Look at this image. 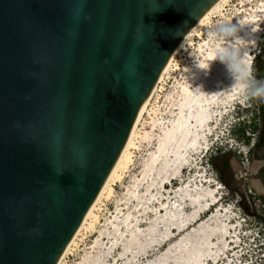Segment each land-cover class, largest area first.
<instances>
[{
    "label": "water",
    "instance_id": "water-1",
    "mask_svg": "<svg viewBox=\"0 0 264 264\" xmlns=\"http://www.w3.org/2000/svg\"><path fill=\"white\" fill-rule=\"evenodd\" d=\"M216 1L0 0V264L57 263Z\"/></svg>",
    "mask_w": 264,
    "mask_h": 264
},
{
    "label": "rangeland",
    "instance_id": "rangeland-1",
    "mask_svg": "<svg viewBox=\"0 0 264 264\" xmlns=\"http://www.w3.org/2000/svg\"><path fill=\"white\" fill-rule=\"evenodd\" d=\"M231 26H236V35L226 45L210 38V33ZM263 42L264 0H232L201 34L181 48L138 123L132 162L120 169L112 191L95 209L96 219L80 232L61 264H183L177 250L161 259V254L152 256L155 251L149 252L147 246L163 243L167 229L181 219L180 204L203 190L217 192L220 201L216 216H200L204 218L200 231L228 229L226 257L212 264H264V205L255 198L248 179L250 175L253 180L251 167L258 161L253 155L259 129L258 104L213 51L232 46L244 61L243 53L251 54L252 63L246 62L250 74L246 83L255 85L254 65L262 55ZM191 95H197L206 110L211 135L206 145L201 143L184 152L187 164L175 159L169 162L168 158L163 161L155 152H159L161 142L166 145L164 133ZM225 154L230 157V172L220 173L212 163L219 169L217 158ZM165 181L170 182L167 189ZM175 189L177 193L171 194ZM245 200L247 207L243 206ZM162 203L168 208L161 212ZM200 231L185 242L200 240ZM212 236L217 243V235Z\"/></svg>",
    "mask_w": 264,
    "mask_h": 264
},
{
    "label": "bare ground",
    "instance_id": "bare-ground-1",
    "mask_svg": "<svg viewBox=\"0 0 264 264\" xmlns=\"http://www.w3.org/2000/svg\"><path fill=\"white\" fill-rule=\"evenodd\" d=\"M230 1L232 0H217L216 3L208 9V11L188 30L174 49L169 61L163 68L152 93L136 115L130 134L118 160L56 264H61L64 257L68 254L71 247L75 243V240L79 236L80 232L87 224H89V221L91 219H96V215L94 213L95 209L102 197L112 191V184L119 177L120 169L127 167L132 162V149L136 148L134 138L136 135V128L145 115L146 109L157 84L168 70L173 58L178 54L181 48L187 44V42L191 41L194 36L201 34L204 28L210 23L211 18L221 13ZM243 54L246 62L251 64L253 59V57H249L251 54L248 56L247 51ZM207 121L208 114L204 107L200 104L198 96L191 95L187 97L186 100L183 101V107L177 114V118L175 119L173 125L168 126V129H166L164 133V142L166 145L161 142L159 148L157 149L159 152L155 153H159L163 161L168 158L169 162L174 161L175 159L177 162L180 160L181 163L187 164L184 152L188 150V148H198L201 143L206 145L207 137L211 135L210 125L209 123L206 124ZM205 145H203L204 148L206 147ZM168 165H172V163H168ZM177 176H179V174L177 175L176 173V177ZM170 178L172 181L173 176L170 175ZM168 182L169 181H165V189H167L166 185L170 183ZM256 188L260 190L258 186H256ZM170 193H177V190L175 189ZM219 201L217 192H213L211 190H203L199 193L191 195L189 198H185L184 202L180 204L179 209V215H182L181 219L177 220V222L170 227V229H167V236L165 237L164 242L159 245L154 244L147 246L149 252L155 251L152 253V256L155 255V253L157 255L161 254L158 258L162 259L164 255L175 249L177 250L178 259L180 262H183V264H212L217 263V260L220 258L226 257L228 250V244L226 242L228 239V229L221 228L219 230L214 229L207 232L200 231V229L203 228L202 224H204L202 223L204 218H200V216L205 213H208L210 218L216 216V212H218L219 208ZM164 208L167 209L168 206L163 205L161 212ZM197 231L201 232L200 240L185 242L188 236L196 233ZM212 234L217 235V243H214L213 238L211 239V237H213Z\"/></svg>",
    "mask_w": 264,
    "mask_h": 264
},
{
    "label": "clouds",
    "instance_id": "clouds-1",
    "mask_svg": "<svg viewBox=\"0 0 264 264\" xmlns=\"http://www.w3.org/2000/svg\"><path fill=\"white\" fill-rule=\"evenodd\" d=\"M210 33V38L220 45H226L228 41L234 39L236 35V26ZM219 61L224 64L229 74L240 82V86L247 89V95L251 99L264 102V82H258L255 85H249L246 81L250 78L247 70V63L240 58L239 52L232 46H220L213 49Z\"/></svg>",
    "mask_w": 264,
    "mask_h": 264
},
{
    "label": "flooded vegetation",
    "instance_id": "flooded-vegetation-1",
    "mask_svg": "<svg viewBox=\"0 0 264 264\" xmlns=\"http://www.w3.org/2000/svg\"><path fill=\"white\" fill-rule=\"evenodd\" d=\"M256 77H257V83L258 82H264V66L263 68L259 69L256 68ZM259 104L261 106L260 108V118H259V129H258V134H257V138L254 141V145H253V155L258 159V161L261 162V164L258 166V169L255 173H253V177L254 179L259 181V184L257 183L256 186H258L260 188L259 192L258 189L255 188L254 186V181L252 180V176L249 175V180L250 183L256 193V199L262 203L264 205V102L259 101ZM259 110V108H258ZM259 114V111H258ZM227 156L228 157V161H229V165L231 168V161H230V157L228 154L222 155V159H221V163H223L224 161V157ZM222 164H221V168H222ZM219 167L218 171L220 173H226L223 172V170ZM255 176L257 178H255ZM246 179V180H248ZM254 182V183H253ZM247 201H244V206H246Z\"/></svg>",
    "mask_w": 264,
    "mask_h": 264
},
{
    "label": "trees",
    "instance_id": "trees-1",
    "mask_svg": "<svg viewBox=\"0 0 264 264\" xmlns=\"http://www.w3.org/2000/svg\"><path fill=\"white\" fill-rule=\"evenodd\" d=\"M262 48H263V50H262V55H261L258 59H256V61H255V65H254L255 69H256V68L261 69V68H263V66H264V42H263V44H262ZM257 104H258V108H259L258 111H259V118H260V108H261V106H260L258 100H257ZM221 159H222V157L217 158V160H220V162H219V167H220L221 164H222L223 166H222V168H221V167H220V168L223 170V172H230V165H229L228 157H227V156L224 157V161H223V163H221ZM212 165L215 166V168L218 170V165H217L216 162H213ZM242 205H243V204H242ZM243 206H244V205H243Z\"/></svg>",
    "mask_w": 264,
    "mask_h": 264
}]
</instances>
